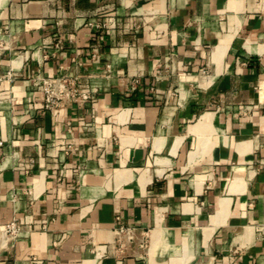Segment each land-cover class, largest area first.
Wrapping results in <instances>:
<instances>
[{
	"label": "crops",
	"instance_id": "1",
	"mask_svg": "<svg viewBox=\"0 0 264 264\" xmlns=\"http://www.w3.org/2000/svg\"><path fill=\"white\" fill-rule=\"evenodd\" d=\"M10 74L0 264H264V0H0ZM59 75L98 91L51 113Z\"/></svg>",
	"mask_w": 264,
	"mask_h": 264
},
{
	"label": "built area",
	"instance_id": "2",
	"mask_svg": "<svg viewBox=\"0 0 264 264\" xmlns=\"http://www.w3.org/2000/svg\"><path fill=\"white\" fill-rule=\"evenodd\" d=\"M89 26L94 28L95 31L103 27L100 22H90ZM12 75H0V82L5 78H11ZM42 87L45 93L44 109L51 113H56L66 99L81 98L83 100L94 98L97 93L99 85L92 84L87 89L80 90L78 87V77L76 75H62L55 77H42ZM138 81V80H137ZM44 228L47 227V222L43 224ZM1 234L8 240L15 239L25 234L24 224L19 220H12L4 225L1 229ZM136 239L135 228L130 226L121 225L116 229V243L120 250L124 251ZM148 245V236L145 235L140 240V246L146 247ZM98 254V250L95 249ZM39 259L34 257L32 264H37ZM11 264V263H6Z\"/></svg>",
	"mask_w": 264,
	"mask_h": 264
},
{
	"label": "bare ground",
	"instance_id": "3",
	"mask_svg": "<svg viewBox=\"0 0 264 264\" xmlns=\"http://www.w3.org/2000/svg\"><path fill=\"white\" fill-rule=\"evenodd\" d=\"M0 237H1V242H2L3 244H5V243L7 242L8 239H7L6 237H3L1 233H0Z\"/></svg>",
	"mask_w": 264,
	"mask_h": 264
}]
</instances>
